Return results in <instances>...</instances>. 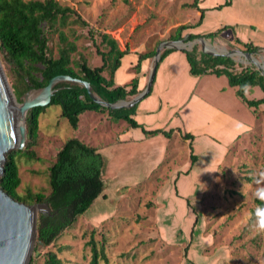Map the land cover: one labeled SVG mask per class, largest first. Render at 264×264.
<instances>
[{
	"label": "rangeland",
	"instance_id": "rangeland-1",
	"mask_svg": "<svg viewBox=\"0 0 264 264\" xmlns=\"http://www.w3.org/2000/svg\"><path fill=\"white\" fill-rule=\"evenodd\" d=\"M57 1L62 6L73 8L76 13L71 14L63 25L51 27L44 24L51 54L59 56L61 34H64L68 42L76 45L72 59L84 58L92 67L103 64L98 48L108 50V46L102 43V33L115 38L122 49L129 46L132 51L157 52L161 42L179 40L173 36L180 25L194 24L200 16V10L195 5L191 6L193 3L199 5L200 0ZM77 15L86 23L78 20ZM192 30H184L182 36L187 38ZM204 38L208 49H213L212 43L221 52L236 47L245 51L236 41H219V36ZM186 47L197 54L205 53L200 42ZM254 56L263 67L245 56L232 55L238 63V70L253 66L264 74V49L258 50ZM0 61L13 91V86L19 83L20 72L1 57ZM135 70L130 73H137ZM104 74L109 76L108 71ZM218 76L227 78L224 74ZM30 92L34 97L39 90ZM259 95L254 90L249 97ZM131 98L129 96L127 100ZM61 112V106L51 105L42 113L39 140L35 146L38 158L22 157L19 160L20 194H25L28 189L46 195L50 193V167L68 138L77 137L94 146L103 140L100 130L107 129L108 132L103 133L112 136L123 128L124 120L111 122L109 111L106 114L91 110L83 112L77 128L72 127ZM258 117L261 118L253 133L232 146L213 174L199 178L190 194L174 190L172 177L180 160L186 157V150L188 155L191 153L192 139H185L184 133L179 135L174 131L169 136L168 148L172 150V159L160 163L153 171L154 176L139 184L125 186L118 183L115 187L114 181H108L113 169H118L121 164L113 152L108 157L109 167L104 177L109 184L104 190L107 195L96 199V202L99 200L114 208V216L96 224L99 220L93 222L81 215L53 245L44 246L36 239L29 263L35 259L34 264H46L48 251H54L67 264H89L91 251L86 241L94 230L96 239L107 244L110 264H264V235L257 234L252 219L257 206L254 193L258 187H264V106L259 108ZM141 150L144 153L150 148L142 144ZM101 264L105 262L101 261Z\"/></svg>",
	"mask_w": 264,
	"mask_h": 264
},
{
	"label": "trees",
	"instance_id": "trees-1",
	"mask_svg": "<svg viewBox=\"0 0 264 264\" xmlns=\"http://www.w3.org/2000/svg\"><path fill=\"white\" fill-rule=\"evenodd\" d=\"M226 0L218 7L230 5ZM200 10V17L194 24H182L178 27L174 39H182V33L188 28H195L203 22L205 9L197 3L191 4ZM76 11L68 6H62L57 0H0V57L20 72L19 83L13 86L14 94L19 102H23V96L31 89H41L48 85L49 81L57 75H71L88 81L93 91L102 99L114 103L119 100H127L134 97L139 90V76L136 75L125 84L116 83V71L121 65L125 54L132 52L127 46L119 47L117 40L107 33H102V43L108 46L107 51H98L102 55L103 64L90 66L82 58L72 59V53L76 50L74 43L68 42L64 34H61L62 45L59 56L54 57L50 52L49 37L44 30V24L53 27L55 24L63 25L67 18ZM83 24L86 21L77 15ZM225 28V27H223ZM222 29L200 34L189 33L186 40L199 37L218 36ZM237 44L244 47L245 51L256 53L262 49L258 45L243 42L236 39ZM176 48H165L162 51L160 62ZM186 52L190 63V71L193 75L214 73L226 75L229 84L236 88L237 95L256 111L264 104V74L253 66H245L238 70L237 61L229 56L211 55L208 53L197 54L195 51L181 49ZM156 50L139 53L136 64L137 73L141 71L142 60L152 58ZM75 64V65H73ZM77 68V70L75 69ZM109 72V76L104 74ZM155 81V78H154ZM154 83V82H153ZM58 90L53 94L50 104L36 106L27 113L26 125L28 132L27 144L23 149L9 151L4 163V173L0 177V187L20 202L27 204L47 202L50 213H39L37 224V241L44 246L53 245L60 235L74 226L95 200L104 193L106 182L104 171L106 160L96 146L85 143L77 137L68 138L57 152L56 160L50 167L51 191L48 195L42 192H33L28 189L25 194H20L18 188L22 183L19 160L38 158L35 146L38 144L41 129V115L51 105H59L62 108L61 115L68 119L72 127L77 128L80 115L92 110L96 112L109 111L112 119L125 120L132 127H141L146 135L164 133L171 136V131L161 128L147 130L135 118L138 104L131 107L111 109L94 101L85 87L71 82L58 83ZM255 87L262 90L263 96L249 98L247 93ZM151 90L146 94L149 96ZM185 138H192L191 133H185ZM196 155L191 154V163L196 161ZM252 179V178H251ZM260 201L256 199V205ZM257 207V206H256ZM255 207V208H256ZM254 208V210H255ZM253 210V214H254ZM254 219V215H252ZM196 220L195 223H197ZM90 247L91 258L89 264H110L107 244L103 240H97L93 230L86 241ZM35 259L29 263L34 264ZM46 264H67L56 252L48 251Z\"/></svg>",
	"mask_w": 264,
	"mask_h": 264
},
{
	"label": "crops",
	"instance_id": "crops-1",
	"mask_svg": "<svg viewBox=\"0 0 264 264\" xmlns=\"http://www.w3.org/2000/svg\"><path fill=\"white\" fill-rule=\"evenodd\" d=\"M205 1L200 0L198 5L205 9L203 22L192 28L190 33L207 34L225 27L218 35L219 41L233 43L239 38L264 49V0H230V5L222 7L218 6L226 0L214 3ZM227 30L231 32L225 34ZM140 52L142 51H132L123 56L116 71L117 84H125L138 75L139 90L146 87L153 57L142 60L139 73H130L136 69ZM227 78L222 79L214 73L193 75L186 52L178 49L159 63L151 94L138 104L134 118L147 130L161 128L172 130V134L178 131L179 135H193L192 138H185L192 139L191 153L188 155V149H185L186 157L180 160V165L176 164L172 175L174 190L182 194L194 192V184L199 178L211 176L230 148L252 134L261 118L258 117L259 109L255 111L247 105ZM254 90L260 95L252 98L263 96L262 90L255 87L248 91V97ZM94 113L106 114L107 111ZM108 118L111 122L119 121L112 119L111 115ZM121 126L123 128L120 132H115L112 136L103 133L108 132L107 129L100 130V138L103 140L99 145H94L107 159L105 170L109 167L108 157L113 152L118 155L121 164L107 177L108 181H114L115 187L118 183L125 186L139 184L154 176L153 171L160 163L172 159V150L168 148L171 137L164 133L146 135L141 127H132L125 120ZM142 144L149 146L150 150L142 153ZM191 154H195L197 158L194 164L190 162ZM105 182L106 188L109 187L107 179ZM105 195L106 192L97 199L100 200ZM99 200H95L83 214L85 219L93 222L99 220L96 224L114 216V208L107 207Z\"/></svg>",
	"mask_w": 264,
	"mask_h": 264
},
{
	"label": "water",
	"instance_id": "water-1",
	"mask_svg": "<svg viewBox=\"0 0 264 264\" xmlns=\"http://www.w3.org/2000/svg\"><path fill=\"white\" fill-rule=\"evenodd\" d=\"M205 41L203 36L189 42L186 41V38L161 42L156 54L153 56L146 87L131 99H123L114 103L108 102L97 95L88 81L68 74L53 77L47 86L38 89L39 93L34 97L30 96L32 89L29 90L24 94L23 102H19L8 84L0 61V177L5 171L4 163L9 151L12 149H23L27 144L26 118L28 111L36 106L50 104L53 94L58 90L56 87L58 83L71 82L79 84L86 88L89 96L94 101L115 109L134 106L146 97V94L152 88L163 48L188 50L187 44L193 47L194 43L200 42L205 53L215 56H229L231 58H233L232 55L237 54L245 56L251 59V62L256 63L257 66L263 67L256 60L253 52L244 51L238 47L231 51L221 52L218 49L216 50L212 43L210 45L213 49L206 48ZM39 213H50V207L47 202H37L35 204L20 202L0 187V264H29L30 255L37 239Z\"/></svg>",
	"mask_w": 264,
	"mask_h": 264
},
{
	"label": "clouds",
	"instance_id": "clouds-1",
	"mask_svg": "<svg viewBox=\"0 0 264 264\" xmlns=\"http://www.w3.org/2000/svg\"><path fill=\"white\" fill-rule=\"evenodd\" d=\"M254 195L260 203L254 210L253 228L257 234L264 235V187H258Z\"/></svg>",
	"mask_w": 264,
	"mask_h": 264
},
{
	"label": "bare ground",
	"instance_id": "bare-ground-1",
	"mask_svg": "<svg viewBox=\"0 0 264 264\" xmlns=\"http://www.w3.org/2000/svg\"><path fill=\"white\" fill-rule=\"evenodd\" d=\"M205 42H207V41H205ZM32 94H33V92L30 94V96H31V97H33V95H32ZM13 96H14V95H13ZM30 96H29V97H30ZM31 97H30V98H31ZM14 98H15V97H14ZM15 99H16V98H15Z\"/></svg>",
	"mask_w": 264,
	"mask_h": 264
}]
</instances>
